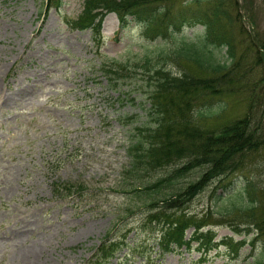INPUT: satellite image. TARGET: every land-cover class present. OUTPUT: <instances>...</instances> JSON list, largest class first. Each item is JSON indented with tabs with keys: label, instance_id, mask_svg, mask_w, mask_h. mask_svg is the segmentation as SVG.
Here are the masks:
<instances>
[{
	"label": "rangeland",
	"instance_id": "obj_1",
	"mask_svg": "<svg viewBox=\"0 0 264 264\" xmlns=\"http://www.w3.org/2000/svg\"><path fill=\"white\" fill-rule=\"evenodd\" d=\"M82 2L61 0L60 5L45 9L44 0H0V94H14V101L0 109V264H21L23 252L34 245L41 252L39 264H86L104 234L114 227L116 231L125 228V241H132L151 196L144 195L142 188L135 191L131 183L146 185L171 167L140 172L141 181L135 172L125 175L137 128L148 123L144 92L150 85L140 68L142 58H161L179 42L147 41L136 23L120 30L116 15L109 13L102 22V45L97 49L89 30L67 23L79 14ZM238 5V17H244L246 30L249 23L245 18L251 10L257 31L253 44L258 46L259 39H264V0H239ZM182 30L185 40L194 43L203 36L201 25ZM234 35L233 60L226 47L212 48L213 55L207 53L211 60L201 59V64L177 58L173 65L172 57L165 59L169 62L164 65L176 74L220 77V68H229V75L220 77L221 91L210 99L216 102L214 115L202 118L206 109L193 111L200 126L217 130L246 117L253 128L264 118V55L257 48L248 50L247 31L240 33L235 27ZM112 60L131 70L120 79L116 77L117 84L111 87L99 67ZM200 172L197 168L185 177L194 179ZM238 174L234 190L251 181L260 202L264 195V145L244 154L232 177ZM54 182L81 184L88 190L65 196L53 190ZM182 182L185 180L180 179ZM178 185L153 186L152 196ZM210 189L199 194L186 211L198 217L211 212L214 218L208 221L214 222L216 240L247 238L237 254L219 246L204 251L209 253L202 260L196 247L159 257L158 247L151 241L146 260L130 258L125 255L126 248H121L104 264H258L264 254V233L256 232L250 220L259 218V209L250 217L235 207L227 215L232 223L217 219L223 218L222 210L237 204V198L225 200L220 195L217 200ZM17 228L27 229L16 237L12 231ZM192 231L187 229L186 236Z\"/></svg>",
	"mask_w": 264,
	"mask_h": 264
},
{
	"label": "trees",
	"instance_id": "obj_2",
	"mask_svg": "<svg viewBox=\"0 0 264 264\" xmlns=\"http://www.w3.org/2000/svg\"><path fill=\"white\" fill-rule=\"evenodd\" d=\"M239 0H83L79 14L67 23L75 29L91 32L94 44L100 49L102 22L108 13H115L118 19L119 29H130L131 23L139 26L141 36L155 43H178L171 52L157 56L155 60L148 56L142 58V73L146 75L147 91V121L137 128L134 144L128 150L129 165L125 175L133 174L138 181L141 173L150 169L168 168L164 176L143 186L131 183L135 191L142 188L144 195L151 196L145 202L143 218L140 228L136 230V240L127 243L124 237L111 235L108 231L100 240L92 260L86 264H103L119 249L127 247L130 257L141 256L145 260L150 257L147 245L151 241L158 247L159 257L167 252L181 248L191 249L193 243L199 244L201 249L208 250L218 244L214 241L215 232L212 229L214 222L212 213L207 212L198 217L194 213L186 211L187 206L203 191L210 189L211 196L217 200L235 197L237 204L228 210H222L220 218L233 222L227 218L233 208L238 207L239 213L250 217L259 209V218L251 219L254 230L264 233V195L259 202L256 188L251 181H245L244 186L234 190V179L241 175L233 174L240 167V160L245 153L255 151L264 145V118L258 121L256 126H248V119L242 118L234 124L219 127L217 130L203 127L196 123L193 111L198 108L206 109L201 117H212L216 111L210 99L221 91L220 77L229 75V68L223 65L220 77H200L186 72L173 73L164 64L169 58L174 59V64L179 60H188L201 64L202 60H211V49L226 47L227 55L233 60L235 46L234 28L250 35L248 38V50L261 51L264 55V39H259V45L253 44L256 36V23L253 20L251 10H248L245 21L249 23L246 30L244 17L240 20ZM245 2V0H240ZM61 4V0H44V8L49 9ZM250 9V8H249ZM201 25L203 36L199 43L185 40V26L193 27ZM202 45L201 47L199 45ZM176 52V55H174ZM211 53L208 55L207 53ZM163 61V65L159 62ZM177 66V65H175ZM102 74L112 87L117 84L116 77L128 75L131 68L124 63L114 61L103 62L100 65ZM225 69V70H224ZM238 128V129H237ZM260 129V132L259 130ZM237 130V131H236ZM140 135V137H138ZM138 137V138H137ZM137 138V140H136ZM175 160H178L175 162ZM174 162V163H173ZM197 168L201 172L194 179L185 176ZM232 177V178H231ZM180 179L185 182L180 183ZM174 188L160 196H152L151 187L159 188L164 185ZM209 187V188H208ZM208 188V189H207ZM222 189V194L217 193ZM53 190L64 195L71 193L81 194L88 189L81 184L53 183ZM140 192V191H137ZM227 192L229 194L227 195ZM140 195V194H138ZM232 201V199H228ZM259 202V203H258ZM214 218V217H213ZM208 226V227H207ZM211 226V227H210ZM115 228V227H114ZM193 228L190 237H186V230ZM241 231L238 229V232ZM151 236V239L149 238ZM117 237V238H116ZM257 239V237H255ZM245 243V238L234 241L231 237H225L220 244L229 247L235 254ZM116 255V253H115ZM95 260V261H93ZM264 261V256H262ZM258 264H264L263 261Z\"/></svg>",
	"mask_w": 264,
	"mask_h": 264
},
{
	"label": "bare ground",
	"instance_id": "obj_3",
	"mask_svg": "<svg viewBox=\"0 0 264 264\" xmlns=\"http://www.w3.org/2000/svg\"><path fill=\"white\" fill-rule=\"evenodd\" d=\"M17 91H23L24 88L21 89H16ZM14 101V94L10 93V94H0V109L1 107L4 106V104H7L9 102H13ZM29 227V225L27 226V228ZM27 228L25 229H16L12 231V234L14 236H20L22 234V232H24ZM40 256H41V252L40 249L37 248L36 245L29 247L27 250H25L23 252V254L21 255V264H39V260H40Z\"/></svg>",
	"mask_w": 264,
	"mask_h": 264
}]
</instances>
